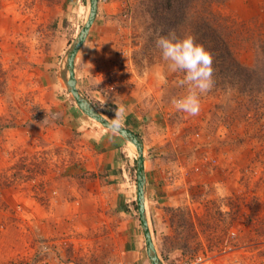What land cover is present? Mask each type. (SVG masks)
<instances>
[{
	"label": "rangeland",
	"instance_id": "374dc122",
	"mask_svg": "<svg viewBox=\"0 0 264 264\" xmlns=\"http://www.w3.org/2000/svg\"><path fill=\"white\" fill-rule=\"evenodd\" d=\"M155 1L166 0H97L75 56L77 89L111 123L124 107L118 125L142 139L145 213L161 264L201 253L213 264H264L262 84L244 95L236 67L216 54L199 114L177 111L173 100L187 89L156 45L172 31L170 14L150 11ZM215 9L245 32L234 53L250 65L264 0ZM89 13L90 0H0V264H151L138 150L86 115L65 83Z\"/></svg>",
	"mask_w": 264,
	"mask_h": 264
},
{
	"label": "trees",
	"instance_id": "16d2710c",
	"mask_svg": "<svg viewBox=\"0 0 264 264\" xmlns=\"http://www.w3.org/2000/svg\"><path fill=\"white\" fill-rule=\"evenodd\" d=\"M225 1L166 0L164 4L155 1L150 11L156 14L158 9L155 8L160 7L170 14L165 22L169 25V31L181 32L183 36L193 35L198 43L210 51L213 58L217 54L228 60L233 65L232 68L236 67L237 72L233 69L234 81L244 85L237 86L244 95H250L254 82L260 81L264 96V38L259 35L255 41L250 42L254 50L252 63L247 66L240 62L235 56L234 46H240L241 49L243 40L248 41V38L242 37L245 32H239L237 22L215 11L217 4L222 5ZM156 21L158 23V18ZM3 73L0 62V77Z\"/></svg>",
	"mask_w": 264,
	"mask_h": 264
},
{
	"label": "clouds",
	"instance_id": "9594fccd",
	"mask_svg": "<svg viewBox=\"0 0 264 264\" xmlns=\"http://www.w3.org/2000/svg\"><path fill=\"white\" fill-rule=\"evenodd\" d=\"M156 45L161 50L163 59L168 62L170 70L183 73L178 84L186 86L187 91L182 97L173 100L175 109L191 116L198 115L201 94L211 90L214 83L212 54L193 35L180 38L170 32L166 36H159ZM124 115V107L118 106L113 125L121 123Z\"/></svg>",
	"mask_w": 264,
	"mask_h": 264
},
{
	"label": "water",
	"instance_id": "95a60500",
	"mask_svg": "<svg viewBox=\"0 0 264 264\" xmlns=\"http://www.w3.org/2000/svg\"><path fill=\"white\" fill-rule=\"evenodd\" d=\"M96 12H97V0H90V13H89L88 20L83 25L78 38L75 40V42L70 47L67 53L66 65H67V70H68V78H66L65 83H66L68 91L72 94L76 103L86 115L96 120L97 122L102 124L104 127L116 131L117 133L122 135L126 140H130L136 144V147L138 150V157L136 159L137 184H138L137 207H138L141 227H142L144 238H145L146 252H147V256L151 264H161L160 259L157 255V252L153 244V240L151 237V233L149 230L146 213H145V170H144L142 139L137 134L132 132L131 130L121 125L114 126L113 123L103 118L94 109L91 103L85 97H83L77 89L76 80L74 76L75 56L86 38L89 28L95 18Z\"/></svg>",
	"mask_w": 264,
	"mask_h": 264
},
{
	"label": "built area",
	"instance_id": "2783aa9c",
	"mask_svg": "<svg viewBox=\"0 0 264 264\" xmlns=\"http://www.w3.org/2000/svg\"><path fill=\"white\" fill-rule=\"evenodd\" d=\"M178 264H213L211 257L207 254H197L195 256L183 259Z\"/></svg>",
	"mask_w": 264,
	"mask_h": 264
},
{
	"label": "bare ground",
	"instance_id": "6f19581e",
	"mask_svg": "<svg viewBox=\"0 0 264 264\" xmlns=\"http://www.w3.org/2000/svg\"><path fill=\"white\" fill-rule=\"evenodd\" d=\"M127 142H128V144H129L132 148H134V149L137 148V147H136V144H135L134 142H132V141H130V140H127Z\"/></svg>",
	"mask_w": 264,
	"mask_h": 264
}]
</instances>
